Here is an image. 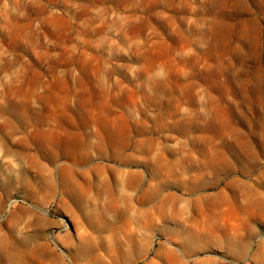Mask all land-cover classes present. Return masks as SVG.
I'll return each mask as SVG.
<instances>
[{
  "label": "rangeland",
  "instance_id": "obj_1",
  "mask_svg": "<svg viewBox=\"0 0 264 264\" xmlns=\"http://www.w3.org/2000/svg\"><path fill=\"white\" fill-rule=\"evenodd\" d=\"M0 264H264V0H0Z\"/></svg>",
  "mask_w": 264,
  "mask_h": 264
}]
</instances>
